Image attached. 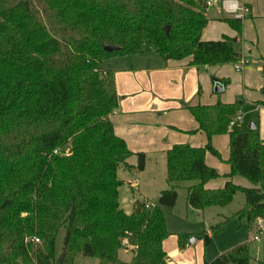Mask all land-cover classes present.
I'll return each mask as SVG.
<instances>
[{
    "label": "trees",
    "instance_id": "trees-1",
    "mask_svg": "<svg viewBox=\"0 0 264 264\" xmlns=\"http://www.w3.org/2000/svg\"><path fill=\"white\" fill-rule=\"evenodd\" d=\"M206 2L0 0V264H75L80 255L100 264H168L163 208L177 204L184 182L191 183L187 201L195 210L227 207L242 192L245 206L231 218L247 217L249 229L264 219V141L258 127L230 130L240 101L186 105L209 143L168 150L171 188L151 209L137 201L128 214L119 202L118 171L132 167L134 154L110 119L120 96L115 71L104 62L154 51L165 60L191 58L198 68L237 63L240 41L201 39L208 24ZM225 20L240 38L242 19ZM258 104L264 106V99ZM227 133L229 176H245L257 187L229 180L224 188H206L220 176L206 164L207 152L221 157L212 136ZM136 155L131 169L141 171L146 157ZM62 228L65 239L57 255ZM190 238H180V249ZM210 239L204 235L206 245ZM121 249L133 252L130 261L120 259ZM250 262L246 242L204 264Z\"/></svg>",
    "mask_w": 264,
    "mask_h": 264
},
{
    "label": "crops",
    "instance_id": "crops-1",
    "mask_svg": "<svg viewBox=\"0 0 264 264\" xmlns=\"http://www.w3.org/2000/svg\"><path fill=\"white\" fill-rule=\"evenodd\" d=\"M223 1L207 7L205 13L208 24L201 39L208 42L229 36L240 41L241 57L249 60L241 71L236 70L234 63L198 68L191 64V58L165 60L154 51L118 56L104 62L106 67L115 71L116 90L120 96L117 112L110 116L115 133L124 139L134 154L129 159L131 168L138 163L137 153H143L146 157L143 170L122 167L125 176L120 173L121 168L118 171L123 183H127V189L134 194L131 213L135 202L140 201L135 196L136 191L140 197L147 195L158 199L170 187L167 181L168 150L175 145L189 144L196 148L205 147L209 143L206 133L200 129V124L186 105L211 106L217 102L226 104L240 101L242 120L239 122L243 128H236V123L230 130L249 129L255 123L264 141V106L257 105L258 101L264 99V0H235L247 10L246 15L241 18L243 31L240 38L237 30L225 20L234 16L224 10ZM217 82L223 85V90H215ZM246 116L250 118L248 122L244 120ZM230 140L229 133L212 136L211 143L221 157L207 152L206 164L219 170L220 176L206 182V188H224L229 180L240 187H257L245 176H229L232 171L228 162L231 155ZM189 185L190 183L182 184L178 189L185 187L187 190ZM141 186H145L144 189ZM121 206L131 214L125 205ZM241 209L232 211L228 220ZM209 235L211 238L212 234ZM171 238L174 235L170 233L163 242L168 264H197L184 257L188 251L186 249H177L174 255L178 260L175 256L172 257L169 254L173 250V241L169 242ZM125 251L128 252L126 249ZM182 257L184 259L180 260ZM204 263L205 260L200 262Z\"/></svg>",
    "mask_w": 264,
    "mask_h": 264
},
{
    "label": "rangeland",
    "instance_id": "rangeland-1",
    "mask_svg": "<svg viewBox=\"0 0 264 264\" xmlns=\"http://www.w3.org/2000/svg\"><path fill=\"white\" fill-rule=\"evenodd\" d=\"M249 119V116H246L244 120L245 122H248ZM237 123L238 124L236 128H243L241 127L242 124L239 121H237ZM123 170L124 169L121 167L120 173L122 176H125L126 174L124 175ZM182 184H188V182H184ZM143 187L145 186H141L142 189H144ZM147 188L149 189L148 186ZM169 188L171 187H168V189ZM177 190V204L174 207L163 208L165 218L167 219L168 223V230L174 235V238L169 240L170 243L173 241V250L171 253H169L170 255H173L172 257L175 256L174 254L177 249H180V238L182 241H186V237L191 235V237H198L199 240L192 245L186 244L184 249L188 251L184 257H188L191 260H194V262L196 261L197 264H200V262H203L204 260L212 261L220 254L230 251L233 247L246 242L248 244V248H250V263L262 264L264 262V234L260 236L259 240H255V227L249 229L247 217L237 216L228 220V216H230L232 211L234 212L239 208H243L245 205V196L242 192H237L232 204L227 208L214 207L205 210H195L187 201L188 191L186 188L181 187ZM133 195L134 194L132 190L127 189V183H123L120 187L119 202L121 205H125L126 210L130 211V213L133 207ZM135 196L139 197L141 202H156L158 200L157 198H150L147 195H145V197H140L137 191L135 192ZM219 227L223 229L214 232L215 228ZM65 233L66 229L62 228L58 234L56 245L57 255L63 247ZM205 234H212L211 240L207 245L204 241ZM200 236H202V238ZM133 255V252H126L125 249H121L120 251V259L124 261H130ZM184 257H182L180 260L184 259ZM175 259L178 260L177 257ZM185 261L188 262L187 260ZM75 263L100 264L95 258H85L83 256H78ZM179 263L180 262H176V264ZM180 264H183V262Z\"/></svg>",
    "mask_w": 264,
    "mask_h": 264
},
{
    "label": "built area",
    "instance_id": "built-area-1",
    "mask_svg": "<svg viewBox=\"0 0 264 264\" xmlns=\"http://www.w3.org/2000/svg\"><path fill=\"white\" fill-rule=\"evenodd\" d=\"M219 1L220 0H207L206 6L208 7ZM223 7L227 13L233 14V16L237 19L243 18L247 13L245 7L238 5L237 1L235 0H224ZM248 62H249L248 59L241 57V60L235 63L236 70L241 71L246 66V64H248ZM241 120H242V116L239 114L233 121L230 122V127H233L237 123V121H241ZM154 205H155L154 203L147 204L146 208L151 209V207H153ZM255 232H256V234L254 235L255 240H259L260 236L264 234V219L262 217L258 219L255 223ZM35 241L40 242V240L37 238H35ZM124 243L127 244L128 241L125 240Z\"/></svg>",
    "mask_w": 264,
    "mask_h": 264
},
{
    "label": "water",
    "instance_id": "water-1",
    "mask_svg": "<svg viewBox=\"0 0 264 264\" xmlns=\"http://www.w3.org/2000/svg\"><path fill=\"white\" fill-rule=\"evenodd\" d=\"M105 48H106L108 51H115V49H117V48H115V47H113V46H111V45H105ZM215 90H216V91H221V90H223V85H222L221 83L217 82V83H216V86H215ZM256 128H257V124L252 123V124L250 125V129H256ZM71 152H72V150H71L69 153H71ZM198 240H199L198 237H191L189 243H190V244H193V243H195V242L198 241Z\"/></svg>",
    "mask_w": 264,
    "mask_h": 264
}]
</instances>
